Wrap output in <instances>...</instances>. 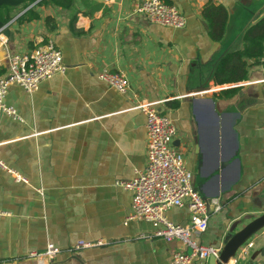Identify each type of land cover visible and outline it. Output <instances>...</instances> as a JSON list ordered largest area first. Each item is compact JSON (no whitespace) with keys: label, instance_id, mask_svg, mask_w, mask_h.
<instances>
[{"label":"crops","instance_id":"obj_1","mask_svg":"<svg viewBox=\"0 0 264 264\" xmlns=\"http://www.w3.org/2000/svg\"><path fill=\"white\" fill-rule=\"evenodd\" d=\"M138 1L8 8L0 70L9 54L48 39L66 68L30 92L6 89L4 101L19 117H0V264H168L173 251L188 250L154 236L148 221L125 222L132 192L119 181L146 164V117L135 107L142 101H155L173 119V145L208 205L207 227L194 238L221 247L227 232L264 212V54L247 59L245 79L213 80L219 58L241 47L242 32L264 15V0H169L186 16L182 27L149 22L134 11ZM208 1L228 11L219 40L202 14ZM27 7L38 16L20 18ZM103 68L126 75V93L98 77ZM228 86L239 88L220 95ZM165 214L174 222L189 218L186 206ZM249 238L253 246L236 264H264V231ZM81 239L93 244L73 249ZM48 242L59 247L52 259L29 254Z\"/></svg>","mask_w":264,"mask_h":264},{"label":"built area","instance_id":"obj_2","mask_svg":"<svg viewBox=\"0 0 264 264\" xmlns=\"http://www.w3.org/2000/svg\"><path fill=\"white\" fill-rule=\"evenodd\" d=\"M134 11L142 13L151 23L172 27H182L186 23L184 13L176 4L167 0H139ZM65 68L62 52L52 39L24 53L9 54L6 70L0 73V117H19L16 109L4 101L8 85L16 84L30 92L36 89L41 80L63 72ZM98 77L120 93H126L129 88L128 78L121 71L103 68ZM155 104V101H142L135 106L146 117V164L137 169L131 178L119 181L132 192L131 212L126 216L125 222L129 219L148 221L155 227L154 236L167 241L178 240L188 248L173 251L168 264H190L195 260L207 264L211 255L218 256L220 247L199 242L193 237V234H199L207 227V204L192 183V172L186 167L183 154L173 145V137L177 131L173 119L157 109ZM0 165L5 166L1 160ZM13 175L14 178L25 181L21 175ZM171 205L186 206L189 210L188 220L181 223L169 219L165 210ZM253 243V239L247 238L225 264H236L237 258L247 254ZM92 244L91 241L81 239L74 244L73 249ZM58 251V246L48 242L44 250L29 254L52 259Z\"/></svg>","mask_w":264,"mask_h":264},{"label":"trees","instance_id":"obj_3","mask_svg":"<svg viewBox=\"0 0 264 264\" xmlns=\"http://www.w3.org/2000/svg\"><path fill=\"white\" fill-rule=\"evenodd\" d=\"M169 1V0H167ZM32 2L37 4H55L63 8H69L73 5V0H25L21 4L26 6ZM7 5H0V20L3 22L10 18ZM202 14L208 22V33L211 38L219 40L223 37L228 11L222 4H214L211 1L205 3L202 8ZM22 19H33L38 16L37 12L31 7H27L19 15ZM46 23L52 20L50 15H47ZM241 47L224 53L214 65L213 80L216 84H233L243 80L247 76L248 58L259 60L264 54V15L258 18L253 23L249 24L241 35ZM0 73L2 71L0 70ZM238 86H228L220 89L219 94L223 96H232Z\"/></svg>","mask_w":264,"mask_h":264},{"label":"water","instance_id":"obj_4","mask_svg":"<svg viewBox=\"0 0 264 264\" xmlns=\"http://www.w3.org/2000/svg\"><path fill=\"white\" fill-rule=\"evenodd\" d=\"M25 0H0V5L16 6ZM5 22L0 20V29ZM174 142V141H173ZM206 202V201H205ZM207 204V203H206ZM208 207V205H207ZM264 226V212L253 217L241 228L227 232L224 237L223 243L220 247L218 256L211 255L208 258V264H225L228 259L233 256L237 248L250 236L256 233Z\"/></svg>","mask_w":264,"mask_h":264}]
</instances>
